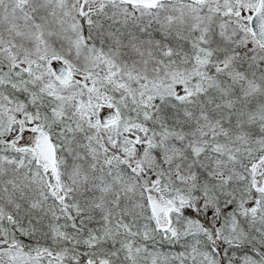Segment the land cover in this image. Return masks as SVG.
<instances>
[{
	"label": "snow or ice",
	"instance_id": "1",
	"mask_svg": "<svg viewBox=\"0 0 264 264\" xmlns=\"http://www.w3.org/2000/svg\"><path fill=\"white\" fill-rule=\"evenodd\" d=\"M0 264H264V0H0Z\"/></svg>",
	"mask_w": 264,
	"mask_h": 264
}]
</instances>
